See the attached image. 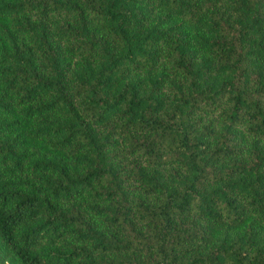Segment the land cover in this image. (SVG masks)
Returning <instances> with one entry per match:
<instances>
[{
  "label": "trees",
  "instance_id": "trees-1",
  "mask_svg": "<svg viewBox=\"0 0 264 264\" xmlns=\"http://www.w3.org/2000/svg\"><path fill=\"white\" fill-rule=\"evenodd\" d=\"M0 264H264V0H0Z\"/></svg>",
  "mask_w": 264,
  "mask_h": 264
}]
</instances>
